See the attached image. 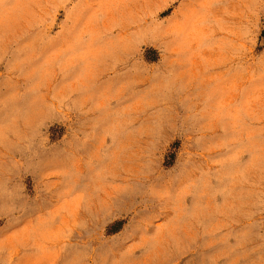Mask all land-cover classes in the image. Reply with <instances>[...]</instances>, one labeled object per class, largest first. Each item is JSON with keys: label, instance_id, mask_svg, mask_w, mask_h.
Instances as JSON below:
<instances>
[{"label": "rangeland", "instance_id": "374dc122", "mask_svg": "<svg viewBox=\"0 0 264 264\" xmlns=\"http://www.w3.org/2000/svg\"><path fill=\"white\" fill-rule=\"evenodd\" d=\"M0 264H264V0H0Z\"/></svg>", "mask_w": 264, "mask_h": 264}, {"label": "crops", "instance_id": "0c3cea01", "mask_svg": "<svg viewBox=\"0 0 264 264\" xmlns=\"http://www.w3.org/2000/svg\"><path fill=\"white\" fill-rule=\"evenodd\" d=\"M118 21H121L122 23H123V25L125 26V28H124V33H128L131 29H129L128 27H127V25H133L134 23H135V20L132 18V16H124V17H122L121 19H119V17H118ZM62 31H64V29L63 30H59V33H58V39L60 40L61 39V37H62V33H64V32H62ZM134 34V33H133ZM57 40V39H56ZM56 40L54 41V42H56ZM133 40H135L134 38H133ZM139 44H137V46H138ZM42 261V260H41Z\"/></svg>", "mask_w": 264, "mask_h": 264}]
</instances>
